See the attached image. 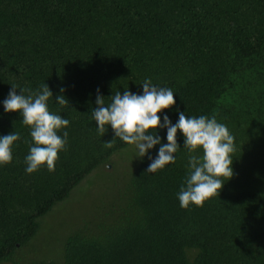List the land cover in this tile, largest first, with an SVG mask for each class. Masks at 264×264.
<instances>
[{
  "label": "trees",
  "instance_id": "1",
  "mask_svg": "<svg viewBox=\"0 0 264 264\" xmlns=\"http://www.w3.org/2000/svg\"><path fill=\"white\" fill-rule=\"evenodd\" d=\"M146 79L175 95L162 123L178 108L227 126L233 178L203 208H182L190 153L178 132L175 164L146 172L159 144L130 155L124 177L68 225L59 255L30 264H264V0H0V136H21L0 166V264H23L44 217L107 166H126L119 153L133 145L105 148L114 132L99 135L91 111L98 89L107 104L116 91L143 94ZM43 83L50 111L70 121L67 151L55 172L28 174L30 129L3 101L12 85ZM159 136L168 142L166 128Z\"/></svg>",
  "mask_w": 264,
  "mask_h": 264
},
{
  "label": "clouds",
  "instance_id": "2",
  "mask_svg": "<svg viewBox=\"0 0 264 264\" xmlns=\"http://www.w3.org/2000/svg\"><path fill=\"white\" fill-rule=\"evenodd\" d=\"M143 94H135L124 90L123 94L116 91L106 99L97 90L96 107L91 116L97 124V133L104 136L109 126L114 132V139L104 142L105 148H112L117 139L128 145L135 146L137 157H144L150 149L160 145L158 155L151 158L146 172L156 173L168 164L176 163V155L181 146L177 142L178 132L184 136V146L190 155L188 158L189 172L185 185L178 193L180 206L190 210V205L203 208L206 201L220 195L225 183L234 176L233 154L236 151L234 136L226 125L218 123L215 116L205 115L188 117L178 108V121L173 124L167 115L161 122L160 113L172 109L175 104L173 90L168 87H157L150 79L142 84ZM17 86L12 85L8 97L3 101L4 110L8 113L18 112L21 122L30 129L32 142L24 140L29 146V154L25 157L28 174L35 173L46 166L49 172H55L59 153L67 151L68 128L70 121L48 107L53 92L47 83H43L36 91L21 88L17 94ZM61 94L55 97L56 102L63 106L68 99ZM27 93V95L25 94ZM167 129V143L159 136L161 129ZM63 135H59V132ZM21 140L18 132L0 136V166L9 165L13 161V146ZM202 151V155H196ZM223 178V179H222Z\"/></svg>",
  "mask_w": 264,
  "mask_h": 264
},
{
  "label": "rangeland",
  "instance_id": "3",
  "mask_svg": "<svg viewBox=\"0 0 264 264\" xmlns=\"http://www.w3.org/2000/svg\"><path fill=\"white\" fill-rule=\"evenodd\" d=\"M119 154L122 155L121 160L125 164L130 161V155L135 157L137 150L133 146ZM125 165L123 166L120 161L118 166L113 169L114 172H112L110 166H107L109 174L92 176L85 183L78 186L67 201L57 205L44 217L40 221V234L22 252V259L25 260L23 264H30L34 261H46L57 257L63 236L67 233L68 225L77 224L76 219L85 212L86 206L92 202L93 197H98L101 195V190H105L108 186L112 187L113 181L124 177L123 170H127L129 167L128 163ZM92 178H94L93 184L90 183L93 180Z\"/></svg>",
  "mask_w": 264,
  "mask_h": 264
}]
</instances>
